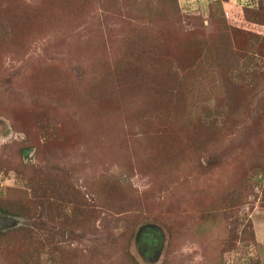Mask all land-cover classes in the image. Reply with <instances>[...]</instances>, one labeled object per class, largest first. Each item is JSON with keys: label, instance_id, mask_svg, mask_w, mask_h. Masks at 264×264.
<instances>
[{"label": "rangeland", "instance_id": "374dc122", "mask_svg": "<svg viewBox=\"0 0 264 264\" xmlns=\"http://www.w3.org/2000/svg\"><path fill=\"white\" fill-rule=\"evenodd\" d=\"M253 1L0 0V264H264Z\"/></svg>", "mask_w": 264, "mask_h": 264}, {"label": "crops", "instance_id": "0c3cea01", "mask_svg": "<svg viewBox=\"0 0 264 264\" xmlns=\"http://www.w3.org/2000/svg\"><path fill=\"white\" fill-rule=\"evenodd\" d=\"M228 2H226V5H231V6H238L239 5V1H242V0H235V1H230V0H227ZM238 1V2H237ZM250 0H245V2H249ZM253 1V0H252ZM253 2L257 3L258 0H254Z\"/></svg>", "mask_w": 264, "mask_h": 264}, {"label": "trees", "instance_id": "16d2710c", "mask_svg": "<svg viewBox=\"0 0 264 264\" xmlns=\"http://www.w3.org/2000/svg\"><path fill=\"white\" fill-rule=\"evenodd\" d=\"M226 4V3H225ZM227 6H229V5H227ZM233 14H238V10H236V8H235V10H234V13ZM230 19H232V17H230Z\"/></svg>", "mask_w": 264, "mask_h": 264}, {"label": "water", "instance_id": "95a60500", "mask_svg": "<svg viewBox=\"0 0 264 264\" xmlns=\"http://www.w3.org/2000/svg\"><path fill=\"white\" fill-rule=\"evenodd\" d=\"M0 222H1V220H0Z\"/></svg>", "mask_w": 264, "mask_h": 264}]
</instances>
